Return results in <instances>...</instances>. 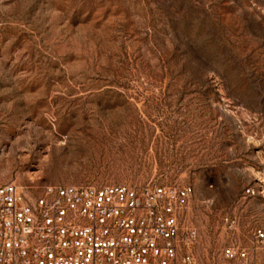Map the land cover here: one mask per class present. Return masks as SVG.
Returning <instances> with one entry per match:
<instances>
[{"label": "rangeland", "instance_id": "obj_1", "mask_svg": "<svg viewBox=\"0 0 264 264\" xmlns=\"http://www.w3.org/2000/svg\"><path fill=\"white\" fill-rule=\"evenodd\" d=\"M8 183L191 185L193 256L264 264V0H0Z\"/></svg>", "mask_w": 264, "mask_h": 264}, {"label": "built area", "instance_id": "obj_2", "mask_svg": "<svg viewBox=\"0 0 264 264\" xmlns=\"http://www.w3.org/2000/svg\"><path fill=\"white\" fill-rule=\"evenodd\" d=\"M192 194L191 185L147 183L50 185L28 197L0 185V264H202L191 253L197 231L183 223ZM253 240L264 249L262 229Z\"/></svg>", "mask_w": 264, "mask_h": 264}]
</instances>
